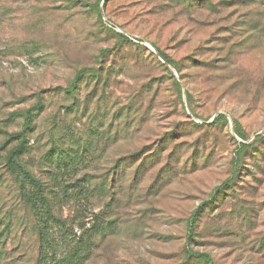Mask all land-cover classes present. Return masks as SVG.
I'll list each match as a JSON object with an SVG mask.
<instances>
[{"label":"rangeland","instance_id":"rangeland-1","mask_svg":"<svg viewBox=\"0 0 264 264\" xmlns=\"http://www.w3.org/2000/svg\"><path fill=\"white\" fill-rule=\"evenodd\" d=\"M24 172L83 264H264V0H0V264L37 263Z\"/></svg>","mask_w":264,"mask_h":264},{"label":"trees","instance_id":"trees-1","mask_svg":"<svg viewBox=\"0 0 264 264\" xmlns=\"http://www.w3.org/2000/svg\"><path fill=\"white\" fill-rule=\"evenodd\" d=\"M82 75H78L76 81L71 85L69 90H66L67 94H73L77 87L78 80ZM41 106L37 107L39 110ZM25 118V131L24 134H19L16 139L20 141L18 148L14 149L10 159H13V167L17 170L18 163L14 162L17 158L22 155L29 153L30 146L26 143L25 134L27 131L32 129L33 116L31 114L24 117ZM70 156L66 154L65 151H56L51 153L48 157L49 163L58 171H62L70 163ZM22 183H24V188L30 189L31 192L27 191L24 193V202L28 209L31 211L37 227L38 241H39V252L36 264H83L85 254L88 252V244L83 242V239L69 238L67 241H59L56 238L57 232L63 234L64 236H69V231L64 222L59 219L55 214V204L53 200L48 197L46 189L43 185L39 183L33 176L24 172L22 174ZM28 183V185H26ZM66 186L62 189L64 197H71V199H77L78 195H82V189H76L72 194H67ZM62 198V197H61ZM83 198V197H79Z\"/></svg>","mask_w":264,"mask_h":264}]
</instances>
